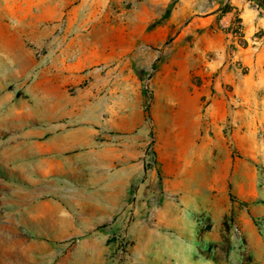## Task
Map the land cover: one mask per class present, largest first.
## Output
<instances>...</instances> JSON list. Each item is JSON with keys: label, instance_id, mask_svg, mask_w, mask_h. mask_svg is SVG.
Instances as JSON below:
<instances>
[{"label": "rangeland", "instance_id": "rangeland-1", "mask_svg": "<svg viewBox=\"0 0 264 264\" xmlns=\"http://www.w3.org/2000/svg\"><path fill=\"white\" fill-rule=\"evenodd\" d=\"M0 264H264L258 0H0Z\"/></svg>", "mask_w": 264, "mask_h": 264}, {"label": "crops", "instance_id": "crops-1", "mask_svg": "<svg viewBox=\"0 0 264 264\" xmlns=\"http://www.w3.org/2000/svg\"><path fill=\"white\" fill-rule=\"evenodd\" d=\"M231 4L234 6V8L230 12H227V14H225L223 16V18L220 21L221 24H222V26H227V25L233 24L236 19H240L242 17V15H243V13H242V7H241V5L239 3L232 2ZM225 21H226V24L224 23ZM204 93H205V90L203 88H200L199 91H198L199 97L200 98L203 97V94ZM199 137L203 139L202 133L201 134L199 133ZM195 138H196V136H195ZM186 146L189 147L190 144H187ZM183 161H184L185 164L191 163V161H192V154H191L190 148L188 149L187 155L183 159Z\"/></svg>", "mask_w": 264, "mask_h": 264}, {"label": "built area", "instance_id": "built-area-1", "mask_svg": "<svg viewBox=\"0 0 264 264\" xmlns=\"http://www.w3.org/2000/svg\"><path fill=\"white\" fill-rule=\"evenodd\" d=\"M237 24H238V26H237ZM232 26H233V33H234V35L236 36V37H239L240 39H242L243 37H242V28H241V21H235L233 24H232Z\"/></svg>", "mask_w": 264, "mask_h": 264}, {"label": "trees", "instance_id": "trees-1", "mask_svg": "<svg viewBox=\"0 0 264 264\" xmlns=\"http://www.w3.org/2000/svg\"><path fill=\"white\" fill-rule=\"evenodd\" d=\"M259 1V0H258ZM264 2V0H262ZM260 2V1H259ZM261 3V2H260ZM261 5L264 7V4L261 3Z\"/></svg>", "mask_w": 264, "mask_h": 264}, {"label": "water", "instance_id": "water-1", "mask_svg": "<svg viewBox=\"0 0 264 264\" xmlns=\"http://www.w3.org/2000/svg\"><path fill=\"white\" fill-rule=\"evenodd\" d=\"M262 4H264V2L262 0H259Z\"/></svg>", "mask_w": 264, "mask_h": 264}]
</instances>
